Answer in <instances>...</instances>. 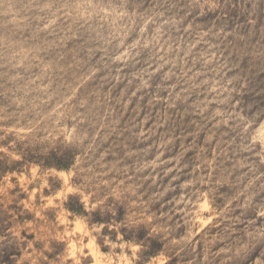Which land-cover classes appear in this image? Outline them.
Instances as JSON below:
<instances>
[{
  "label": "clouds",
  "instance_id": "clouds-1",
  "mask_svg": "<svg viewBox=\"0 0 264 264\" xmlns=\"http://www.w3.org/2000/svg\"><path fill=\"white\" fill-rule=\"evenodd\" d=\"M204 4L210 6L209 0ZM26 7L29 14L21 15L11 0H0V15L11 25L7 35H0V88L8 100L0 107V120L14 119L3 129L6 139L0 149L6 150L0 157L21 162L0 175V215L9 211L10 203L16 205L12 225L0 233V240L26 244L24 264H176L164 247L174 243L175 214L188 229L175 246L185 248L197 232L223 224L227 216L222 230L226 255L231 264H252L264 249V112L241 115L232 105L242 82L249 86L253 78L264 80L259 31L251 43L259 39L260 45L243 50V68L257 57L251 74L241 72L242 79L235 80L228 54L221 57L211 50L198 57L201 75L192 79L195 69L181 73L178 60L173 66L175 51H168L165 36L184 27L172 17L141 9L130 0H33ZM213 35L221 33L213 30L200 38ZM137 57L147 61L132 71L131 87L156 91L159 86L158 94L168 97V111L187 108L195 116L186 119L206 125L210 134L231 121L236 151L256 157L259 168H247L225 211H219L213 199L219 172L202 174L216 167L204 153L187 174L181 171L186 157L173 152L175 159H167L168 149L181 145L179 129L170 132L166 125L164 135L151 144L152 133L137 124L126 133L132 143L113 146L123 128L117 123L123 102L116 103V82L123 79L120 70ZM113 88L117 91L109 95ZM146 140L150 148L144 147ZM26 151L36 155L26 157ZM167 176L171 179L162 182ZM170 194L171 212L161 219L154 206ZM164 237L168 239L162 243Z\"/></svg>",
  "mask_w": 264,
  "mask_h": 264
},
{
  "label": "rangeland",
  "instance_id": "rangeland-1",
  "mask_svg": "<svg viewBox=\"0 0 264 264\" xmlns=\"http://www.w3.org/2000/svg\"><path fill=\"white\" fill-rule=\"evenodd\" d=\"M11 2L21 10V15H28L26 6L32 3L33 0H11ZM130 2L139 5L141 9L147 8L148 11L159 12L162 17H172L184 25L183 28L177 26L174 31L168 32L165 36V40L168 42V51L170 53L173 50L175 51V56L171 57L174 62L173 66H176L175 62L178 60L181 73H190L195 69V76L192 77V79H195L196 76L201 75L197 67L198 57L206 56L209 51L216 50L219 51L221 57L224 53L228 54L226 62L230 61L232 63L229 71L235 72V80L240 81L242 79L241 72L251 74V69L257 57L254 55L249 60L248 67L243 68L242 65L245 62L243 50L260 45L261 41L259 39L256 44L251 43V37L256 35L257 31H259L260 39L264 40V0H209L210 6H206L204 0H130ZM197 2L200 5L199 8L194 7ZM7 19L8 17L0 15V35L9 33L11 25L5 23ZM185 21H187L186 24ZM193 25L197 31L193 30ZM229 25H231L230 28ZM224 29L228 30L224 31ZM243 29L246 35L242 31ZM213 30L221 33V35L200 38L201 33ZM160 50L162 49H158V51ZM234 54H236V58L233 61ZM260 59L264 63V50L260 52ZM146 61L147 58L145 61H141L137 57L136 62L128 69L120 70L123 79L116 82L118 88L116 103L119 105L122 101L123 110L119 112L117 123L122 122L123 128L117 134L113 146L127 147L129 143H132V136L126 135V133H130L137 124L143 131L152 133L151 137L148 138L151 140V144L156 143L155 138L157 136L162 137L164 135L163 129L166 125L170 132H176L179 129L181 135L177 138L181 140V145L179 148L172 145L168 149L167 159H175L173 152L186 157L184 168L181 171L187 174L189 165L194 161H199L201 153H204L205 157L216 167L202 174L208 175L210 172H219L221 182L213 189V199L216 208L221 212L225 211L231 199L232 189L237 186V181L246 179L247 168L252 165H255L257 169L259 168L256 157L236 151L234 147L236 138L232 135L234 129L231 127V121L224 125L215 126L210 134L205 131L206 125L195 119H186L190 115L195 116V113H189L187 108L177 109L175 113L168 111V97L167 95L161 96L158 94L159 86H157L156 91L151 89L138 91L137 88L131 87L132 80L130 77L132 71L137 70L139 65L146 63ZM237 69L240 71H236ZM177 78H180V73H177ZM121 84L124 86L121 87ZM262 86H264V80L257 81L255 78L250 81L249 86L247 81L242 82L235 93L237 98L232 108L238 110L241 115L252 114L255 116L258 115L257 112H254L257 110L264 112V88ZM172 87H175V85ZM193 87L200 89L201 85L193 84ZM114 91H117V89H110L109 95ZM3 93L4 89L0 88V107L8 103ZM203 94L207 95L206 89ZM199 95H201V92L197 91V96ZM161 117L164 118V123H160ZM13 122L14 119L0 120V143L6 139L3 129ZM261 134L264 135V133ZM184 141H188V147L186 148L184 147ZM136 143L139 144L140 142L136 141ZM151 144L147 140L144 141V147L150 148ZM197 145L199 151H196ZM5 150L0 149V151ZM138 150L143 151V147ZM189 153H193V155H188ZM34 155H36L34 152H25L26 157ZM19 163L21 162L5 161L0 157V175H6L7 168H15V164ZM77 163H79V158H77ZM68 178L65 177V179ZM169 179H171V176L162 177V182H167ZM16 191L17 189H13V196H15ZM170 199L171 194L159 203V207L154 206V213L161 219L171 212ZM15 208V203H10L8 205L9 211L0 215V233L6 232L11 227L12 212ZM22 215V213L16 215L15 219L21 221ZM229 219L230 217L226 216L223 224L217 223L215 227L197 232L193 237L191 246L185 248L175 246V242L182 239L188 230L182 216L179 213L175 214L172 222H174L177 231L176 234L171 236L174 243L172 246L164 244L165 250L170 253L169 258H175L176 264H197V262L199 264H231L230 258L226 255V248L223 246L226 238L222 234V230L226 228ZM113 223L116 222L113 221ZM107 227L109 232L113 230L111 224ZM236 231L237 229L233 227L232 233L235 234ZM105 239L108 240L110 237L106 236ZM132 239L133 241L137 239L136 233H133ZM167 239L168 237H164L161 242L163 243ZM255 247L254 245L252 248L253 252ZM25 248L26 244L23 243L5 244L3 240H0V264H9L10 261L12 264H24L22 257ZM102 251H107V249L102 248ZM16 252H19L20 255H16ZM252 264H264V249L255 256Z\"/></svg>",
  "mask_w": 264,
  "mask_h": 264
},
{
  "label": "trees",
  "instance_id": "trees-1",
  "mask_svg": "<svg viewBox=\"0 0 264 264\" xmlns=\"http://www.w3.org/2000/svg\"><path fill=\"white\" fill-rule=\"evenodd\" d=\"M42 164H43V162H42ZM10 169L14 170L15 168H13V167L7 168V170H10ZM2 172H3V171H2Z\"/></svg>",
  "mask_w": 264,
  "mask_h": 264
}]
</instances>
